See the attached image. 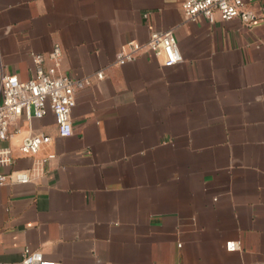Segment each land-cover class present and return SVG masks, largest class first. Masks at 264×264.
Listing matches in <instances>:
<instances>
[{
  "label": "crops",
  "instance_id": "0c3cea01",
  "mask_svg": "<svg viewBox=\"0 0 264 264\" xmlns=\"http://www.w3.org/2000/svg\"><path fill=\"white\" fill-rule=\"evenodd\" d=\"M182 1L0 0V77L31 78L32 52L52 66L55 44L58 72L91 77L72 134L49 112L0 142L13 156L2 171L56 155L0 185V264H22L25 247L58 264H264V19L187 20ZM155 30L173 31L181 62L115 63ZM39 133L50 140L23 154Z\"/></svg>",
  "mask_w": 264,
  "mask_h": 264
},
{
  "label": "built area",
  "instance_id": "2783aa9c",
  "mask_svg": "<svg viewBox=\"0 0 264 264\" xmlns=\"http://www.w3.org/2000/svg\"><path fill=\"white\" fill-rule=\"evenodd\" d=\"M253 0H183L182 10L185 19L196 20L205 17L214 23L217 17L222 20L239 18L245 26L252 28L258 20L264 19V7L260 10L252 8ZM147 16V14H145ZM145 53L162 57V64L171 66L183 60V55L172 30H155L145 41L129 40L116 53L115 63L125 64L134 61ZM34 63V74L31 78L22 80L14 73H5L0 77V142L10 138V126L19 117L27 121L42 118L52 112L61 136L72 134V110L76 105L77 92L91 83L90 76L77 77L58 72L62 58L60 44H55L49 53L52 66L45 67V56L39 52L31 53ZM100 79L104 77L103 69L96 72ZM19 128L16 129L18 131ZM50 140L47 134H30L20 145L23 154H36L41 145ZM56 155L47 156L34 161L26 170H0V185L7 183H27L34 180L43 170L44 165ZM13 162L11 150L0 146V168ZM227 250H237L241 247L239 240H228ZM22 264H58L44 258L39 250L29 247L23 249Z\"/></svg>",
  "mask_w": 264,
  "mask_h": 264
}]
</instances>
